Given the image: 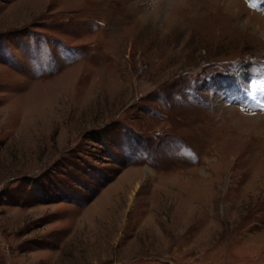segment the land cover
I'll return each mask as SVG.
<instances>
[{"label":"rangeland","instance_id":"rangeland-1","mask_svg":"<svg viewBox=\"0 0 264 264\" xmlns=\"http://www.w3.org/2000/svg\"><path fill=\"white\" fill-rule=\"evenodd\" d=\"M262 77L264 0H0V264H264Z\"/></svg>","mask_w":264,"mask_h":264},{"label":"snow or ice","instance_id":"snow-or-ice-1","mask_svg":"<svg viewBox=\"0 0 264 264\" xmlns=\"http://www.w3.org/2000/svg\"><path fill=\"white\" fill-rule=\"evenodd\" d=\"M253 6H255V4H253ZM262 79H264V77H262ZM260 83H261V81H256V80H254V81H253V87H254V88L257 87ZM261 107H264V105H262Z\"/></svg>","mask_w":264,"mask_h":264}]
</instances>
